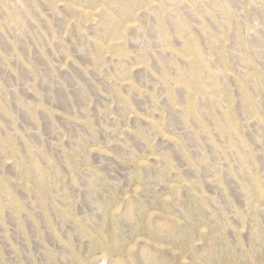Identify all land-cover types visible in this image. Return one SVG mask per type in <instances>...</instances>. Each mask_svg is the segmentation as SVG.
I'll use <instances>...</instances> for the list:
<instances>
[{"label":"rangeland","instance_id":"374dc122","mask_svg":"<svg viewBox=\"0 0 264 264\" xmlns=\"http://www.w3.org/2000/svg\"><path fill=\"white\" fill-rule=\"evenodd\" d=\"M0 264H264V0H0Z\"/></svg>","mask_w":264,"mask_h":264}]
</instances>
